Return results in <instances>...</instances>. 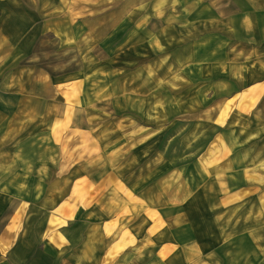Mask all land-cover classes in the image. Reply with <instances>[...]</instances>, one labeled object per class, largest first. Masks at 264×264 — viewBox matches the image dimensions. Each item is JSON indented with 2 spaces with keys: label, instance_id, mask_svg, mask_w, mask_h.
<instances>
[{
  "label": "rangeland",
  "instance_id": "1",
  "mask_svg": "<svg viewBox=\"0 0 264 264\" xmlns=\"http://www.w3.org/2000/svg\"><path fill=\"white\" fill-rule=\"evenodd\" d=\"M30 4L36 8L24 20L35 32L24 37V51L15 36L0 47V158L8 157L1 159L8 171L0 178V235L12 220L18 224L15 243L0 245V264H16V257H26L18 264H59L55 256L65 252L43 239L54 225L59 232L68 223L78 241L82 224L96 222L91 213L103 195L120 184L117 173L127 175L125 189L139 202L133 190L166 171L184 179L191 206L176 219L177 193L168 183V223H154L153 237L178 230L184 264H264L255 235L263 227L241 240L227 236L225 209L241 204L218 194L225 174L242 169L250 191L261 190L264 159H233L231 170L226 159L208 155L211 146L216 155L226 145L264 141V19L256 29L250 20L211 17L203 4L176 0L18 5ZM210 247L215 263L203 257ZM83 257L72 260L100 262L97 253Z\"/></svg>",
  "mask_w": 264,
  "mask_h": 264
},
{
  "label": "crops",
  "instance_id": "2",
  "mask_svg": "<svg viewBox=\"0 0 264 264\" xmlns=\"http://www.w3.org/2000/svg\"><path fill=\"white\" fill-rule=\"evenodd\" d=\"M37 1L39 2V0ZM196 2L201 5L203 4L204 6L202 9L207 8L211 17H215V14L218 15L220 19H236L240 17L242 20L247 19L252 21L256 29H259V27H256V25H259L257 21L264 19V0H176L178 5ZM19 3H26V0H0V47L8 44L10 37L15 36L17 39L15 43L17 45L16 50L22 52L25 47L24 37L26 35L33 36L35 32L34 29H31L32 23L25 24V20L29 19L26 14L33 12V9L36 7L31 6V4L25 7L23 5H18ZM205 4H207V6ZM25 112L26 110L24 108H17V114L23 116ZM31 112L33 115L34 109H32ZM20 132L23 131L20 130ZM20 134L21 133H18L16 135V139H21ZM262 137L264 138V136ZM7 140L8 137H6L5 141ZM256 144H258L256 147L250 148L247 143L244 145L241 144L240 147L237 145H226L225 153H216V155H213V147L211 146L208 153L209 159H226L225 163L232 166L231 168H227L232 170L234 163L233 159H264V141L261 144L260 142ZM214 149H216V147H214ZM254 151L257 152L256 157H253ZM1 159H8V157L0 158V163L2 165L0 167V178H3L8 171V167L4 163V160ZM244 164L246 163L244 162ZM122 175L123 176L118 175L117 173L120 184H116L117 186L111 189L113 190L112 192L103 195V197H106H102L103 201L101 204L97 205V211L91 213V217L93 218L95 217L93 213L96 214V222H93L91 225L88 222L82 224L84 230L80 235L83 236L79 237L76 235V238L79 237L77 238L78 241H74L75 235L73 234V229L68 227V223H65V227H62L59 232L56 231L57 225H54L53 234L50 232L48 236L46 235L43 237V239H46L49 244L56 248L52 250L61 252L63 250V252H65L64 254H56L55 258L58 259L59 264H76L74 262L75 259L85 261V259H83L85 257L83 256L89 258L96 253L97 256H99V264H126L124 263L126 261L128 264H173L172 262L170 263L173 259H177L181 262L180 264H184L185 259L182 254V247L185 245L184 240L176 234L178 230L175 233L173 232L169 238L167 234H163V232L155 237L151 234V231L154 229V223L161 226L164 225V222L166 224L168 223V217L163 213L162 209L169 204L168 200L164 201L166 199L164 197L167 195L163 193L169 186L168 183L173 184L177 193L175 202H172L177 204L178 215L176 219L180 216H185V212L187 213L188 209H185V206H191V200L188 198L187 192L185 191L186 182L184 179L179 174L177 175V173L171 171H166L158 177L153 174V179H151L149 183L146 182L149 184L148 187L143 183L138 187V190L136 189V192L133 190L136 196L138 195L139 202H137L135 195H133L131 191L125 189L126 186L124 182H122L124 181V176L127 177V175L123 173ZM225 175H227L225 189L218 190L219 196L222 197L225 195L226 197H230L228 199L226 198L228 202H231L232 198H234L233 202L236 201L241 204L240 206L236 204L237 206H235V208L231 205L225 209L226 215L232 219L229 221V225L228 223L226 224L227 236L234 237L238 235L241 240V238H245V235H247V237L249 235L254 236L255 232L263 227L261 231L256 232L255 235L258 237L256 242L264 244V182L262 189L257 193H253L249 188V174L244 172L243 169L239 172H233L232 170ZM233 187H235V189ZM170 188L174 190L171 186ZM211 196H213V192ZM196 200V198H194V200L192 199L193 205ZM106 202L108 208L103 209L101 212L100 209H102V204ZM69 205L70 204L67 203V207H63L62 211L64 212L65 208L69 209ZM80 207L86 208L84 204L80 205ZM158 207L160 211L157 210ZM238 207L244 208L240 211L239 217L233 219L232 213ZM206 209L207 201L205 200L203 209L198 215L199 221L204 220L206 213L204 210ZM218 209L221 208L219 207ZM249 213H251V216ZM86 217H88L87 212ZM136 217H142V219ZM198 218L195 217V223ZM15 223L16 219L12 220L9 225L6 224L5 229L1 232L2 239L0 240V245L5 248H10L12 243H15V240H13L14 231H16L18 227V224ZM36 230H39V228H36ZM62 239H65V241L58 246V241ZM252 241L254 242L253 239ZM170 249L172 254L169 258ZM67 254H69V256ZM72 257L74 260H72ZM203 257L210 259L212 263H215V257L218 258L216 250L213 247H210ZM25 259L26 257H16V264L24 262Z\"/></svg>",
  "mask_w": 264,
  "mask_h": 264
}]
</instances>
